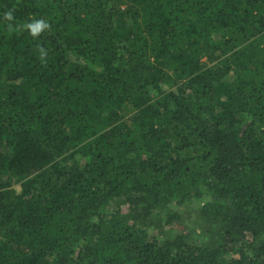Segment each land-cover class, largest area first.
Segmentation results:
<instances>
[{"label": "trees", "instance_id": "obj_1", "mask_svg": "<svg viewBox=\"0 0 264 264\" xmlns=\"http://www.w3.org/2000/svg\"><path fill=\"white\" fill-rule=\"evenodd\" d=\"M0 264H264V0H0Z\"/></svg>", "mask_w": 264, "mask_h": 264}, {"label": "clouds", "instance_id": "obj_2", "mask_svg": "<svg viewBox=\"0 0 264 264\" xmlns=\"http://www.w3.org/2000/svg\"><path fill=\"white\" fill-rule=\"evenodd\" d=\"M5 16V19L6 20H12L13 19V15H12V11L9 10L8 12H6L4 14ZM9 27H11L9 25ZM23 27H25L26 29H28L30 31V34L33 36V37H36L39 33H41V31L44 29V28H48L49 25L43 21V20H36L32 23H27L25 24Z\"/></svg>", "mask_w": 264, "mask_h": 264}]
</instances>
